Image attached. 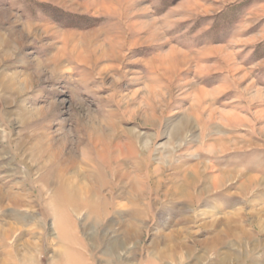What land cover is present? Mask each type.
<instances>
[{
  "label": "rangeland",
  "instance_id": "374dc122",
  "mask_svg": "<svg viewBox=\"0 0 264 264\" xmlns=\"http://www.w3.org/2000/svg\"><path fill=\"white\" fill-rule=\"evenodd\" d=\"M72 259L264 264V0H0V264Z\"/></svg>",
  "mask_w": 264,
  "mask_h": 264
},
{
  "label": "bare ground",
  "instance_id": "6f19581e",
  "mask_svg": "<svg viewBox=\"0 0 264 264\" xmlns=\"http://www.w3.org/2000/svg\"><path fill=\"white\" fill-rule=\"evenodd\" d=\"M66 189V188H65ZM65 189L64 190H62L63 192L65 191ZM95 189V188H94ZM67 191V190H66ZM95 192V191H94ZM58 193V192H57ZM69 193V192H68ZM59 194V193H58ZM68 194H67V192H64V193H62L61 192V198L62 199H64V201H68L67 199H69V198H67V197H69V196H67ZM96 195H97V197H96ZM96 195L94 196V197H96V200H97V198L99 197V194H97V192H96ZM58 196H60V195H58ZM75 197V196H74ZM71 199V198H70ZM75 200V199H74ZM97 202V201H96ZM69 204V203H68ZM71 206V205H70ZM74 206V205H73ZM74 241V240H73ZM72 254V253H71ZM74 256V255H73ZM66 257V256H65ZM66 259H67V257H66ZM75 260H76V258H75ZM74 260V261H75ZM78 260V262L80 263V261H79V259H77ZM67 261H68V259H67ZM74 261H73V259H72V261H70V262H72V264L74 263ZM70 262H68V264L70 263ZM75 263H77V261H75Z\"/></svg>",
  "mask_w": 264,
  "mask_h": 264
}]
</instances>
